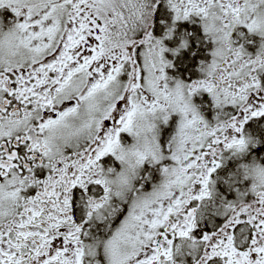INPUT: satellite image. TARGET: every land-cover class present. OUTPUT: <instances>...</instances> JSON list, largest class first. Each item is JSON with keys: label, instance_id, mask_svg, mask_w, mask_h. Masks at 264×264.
<instances>
[{"label": "snow or ice", "instance_id": "6c2138e0", "mask_svg": "<svg viewBox=\"0 0 264 264\" xmlns=\"http://www.w3.org/2000/svg\"><path fill=\"white\" fill-rule=\"evenodd\" d=\"M0 264H264V0H0Z\"/></svg>", "mask_w": 264, "mask_h": 264}]
</instances>
